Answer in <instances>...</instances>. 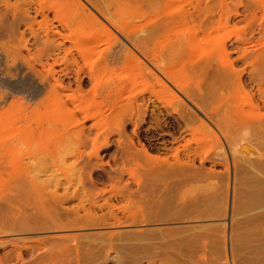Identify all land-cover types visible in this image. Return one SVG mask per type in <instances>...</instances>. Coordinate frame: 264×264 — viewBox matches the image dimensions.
I'll list each match as a JSON object with an SVG mask.
<instances>
[{
  "label": "bare ground",
  "instance_id": "bare-ground-1",
  "mask_svg": "<svg viewBox=\"0 0 264 264\" xmlns=\"http://www.w3.org/2000/svg\"><path fill=\"white\" fill-rule=\"evenodd\" d=\"M3 1H4L3 4H6L7 9L12 12V16H13L12 19L13 20H15V21H17V20L18 21H20V20L25 21L26 20L25 24L28 27V31H30L29 29L32 26V23L36 22L37 16H40L44 22L51 24L53 22L51 20L52 18L53 19H55L56 17L59 18V17H61L60 15H62L60 12L59 16L53 15L54 17H51V19H49L50 18V16L48 15L49 13H47V10H45L42 7L44 0H22V2H24V6L21 4L23 6V9L21 8L22 10L17 9V7H16L17 3H16V5H14V3L10 4V0H3ZM56 1H59L61 7L63 6L67 9H70L71 11L69 10V11H67V13L70 12L72 14V15H69L70 18L67 16L65 17V15H64L65 19L59 20L60 26L62 27V29H69L72 26L77 27V25H79L81 27V24H83L82 27L84 26V29H85V26L87 25L89 29H90V27H91V29L92 28H99V29L101 28V29H105L106 31H108L110 33L116 32V34H118L117 36L119 37V39L116 40L117 41V43H116L117 47L115 48L114 52H111L109 50L111 53L109 52V55L108 56L106 55L107 57L105 56L106 58H105V61L103 63V66H102L103 70H105L106 72L114 70V64L119 63V65H120V62H122L124 65L131 63L138 70V72L137 71L136 72L138 74H140L139 76H141V75L147 76L146 78L148 79V77H149V81L151 78V81L153 80L154 82H152L150 84L154 83L155 87L157 86V90H158V93L160 95L155 90L149 91L151 94H155V96H156L155 99L152 98L153 96H150V95L149 96L147 95L146 97L141 96L140 101H142V102L140 103L137 99H135V100L133 99L134 101H128L125 98L127 100V102H130V103H126V105L122 104L125 106L123 107V109L120 110V108H122L121 107L122 105L119 103V100H120V102H121V100H123L122 96H123V92H124L122 85H120V83L119 84H117V83H112V84L106 83L107 85L105 84L104 90L100 86L101 89L103 90L104 94L101 97V99L99 98L100 100L98 99L99 103H96V104H99L100 109L98 108L97 111H95L98 114L101 113V115L103 114V112L109 111V113L108 114L106 113V115H105L109 121L107 120V118L105 116H104V119H106L110 123L113 122V123H111V126L113 125L114 129L117 128L116 131L119 133V138H121V134H123V133L125 134L126 123L128 122L132 125V131L137 138V142H136V140H134L129 135H126L127 134L126 133L125 135H126L127 139L125 138V141L126 140L127 141H126V144L121 147V150L123 153H130L129 154L130 156L127 155L129 157L128 161H135L137 163H138V160H140V159H143L145 161L144 162L142 160L141 162L142 163L144 162L143 164L146 163V168L143 169L146 177H145V179H142L140 177L133 178V179H135L134 181H135L136 186H137V189H136L130 185L132 183H130L128 181V178H125L124 172L121 174L119 173V171H122V170L124 171L123 168H126L124 166L123 167L121 166L120 168H122V170H120V168H119V171L117 170L118 172L113 171V170L112 171L106 170L105 173H99V171L98 172L92 171L91 169H88V167H87V169L85 168L80 173V178L78 181V184H80V186H79L80 189H73L72 192L70 191V193H69L68 187H65V191H64L65 193L58 194L57 189L50 190L48 193L44 192L45 189L49 188L48 183L47 184L42 183L39 186V184L38 185L35 184L33 182V180L29 177V173L24 171L25 172L24 179H26V180L29 179V183H30V186H28L29 184L27 186H28V188L30 187L29 192L31 193L32 196L30 195L29 197H32V200L35 201V203H36V204L33 203L34 205H30V206H34V209L36 211V212H34L35 214L34 213L33 214L34 215H36V213H38V214L41 213V215L43 214L41 218H43L44 220L43 219L42 220L36 219L37 222L36 221L31 222L30 221L31 222L30 225L25 224V225L18 226V227L15 226L16 228L15 227L12 228L13 224H12V226H9L6 222H0V236L8 234V231H10V230L11 231H13V230H16V231H33L36 229H38V230L44 229L43 231H45V230H51L52 229V230H56V232H58L57 230H59V231H69V230L73 231L75 229H79V230H86L87 231V229L91 230V229H98V228H105V227L111 228L112 230L110 232L106 231L107 233L106 232L104 233V231H103V233L99 231L100 235L102 233L101 236L95 235L98 233H95L94 235L100 236V238L94 236L90 240H88V238H90L91 235L93 236V234L90 235V233H88L89 234L88 235L87 234L88 231L85 232L86 234L80 233L81 235L78 233L77 235L74 234L73 236H72V234L70 236H68V234H67V235H60V237H58L59 235H57L54 237L51 236V238H49V237L37 238L35 240H32L30 243L29 242H23L21 245L15 244L14 246H12L11 249H8L9 253H10V251L13 252L16 255V258L21 260L22 255L25 254L26 252H28V248L29 247L33 248V249H31L30 254H32V255L36 254V257L34 256L33 261L28 260L29 262L27 263V261H26V263L24 262V264H73V262L81 264L82 262H85L87 260L86 256H89V258L90 257L95 258V256H97V255L100 256V254H102L101 257H103V253H102L103 251L105 253L104 258L106 257V259H108V257L110 256L109 253L111 252L112 249L115 251V255H114V259H115L114 263L115 264H133V263L134 264H141V262L142 263L145 262L146 264H208L209 261H211L212 264H216L215 262H213V256L212 255L215 253V251L219 252L220 244L218 243V241L221 237L219 236L220 238H217V237L214 238L215 237V233H214L215 231H213V233L210 232L211 229H213L212 227L211 228L208 227V228H210V230L207 229V231H204V229L206 227L203 229V231L198 230L197 228L199 227V229H200V227H202V225H203L202 224L200 226L201 223L195 224L196 223L195 222L194 226L192 224V227H191V225H189V227H187V228H184V229L181 228L182 230L178 229L176 227H175V229L171 227L172 229H174V231H170L172 229H169L168 227H166L167 230H166V228H163V229H165L164 231L161 228L159 230H158V228L155 230L154 229L151 230L150 228L146 227L149 230L148 229L146 230V228H144L145 229L144 230L142 228V230H140V231L136 230V232H135L136 226H135L134 230H132V231L130 230L131 233H130V231L127 232V230H126V232L121 230L123 227L125 228V227H129V226H134L135 224L136 225L142 224L144 226V225L152 224V222H155V223L156 222L160 223L162 221L166 222L167 219H169V220L173 219L172 221H174V219H181V218L184 220L187 217L190 219L191 218L199 219V217H202V216H204V218L209 217V216H214V214H212V213H211L212 215H210V213H207L209 215H206V214L203 215L202 213H201V215H199L200 213L197 210H199L198 206L200 204L197 206L198 201L195 200V202L197 204L195 202L192 203L193 201H190V199L193 198L191 196L192 194L191 195L189 194L187 196V198L189 199V202L187 201L188 199H186V201L188 203L185 201L186 205L182 204L183 207H181L182 206L181 205L180 206L181 209L179 207L180 210H182V208H183V210H182L183 213H180L179 210H176L178 212V214H177L174 211V213H176V215H173V212H170V210H168V207H173V206H169V204H171V202L169 201L168 197L171 199L172 197H170V196H173L175 194V193H172L173 195L169 194L171 192L167 193L166 190H168V189L163 190L164 191L163 193L161 191L162 195L157 197L154 205H152L151 207H149V206L147 207L145 205L147 207L146 210H148V208H150L149 211L147 213H145V211L142 214L139 213L140 214L139 216L138 215L128 216V214L126 215V213L120 214L119 211H121V209L123 208L121 206L123 204L117 205V204H113L111 202V200L117 199L118 201L122 200L121 202H125L128 204L133 199L132 196L135 197L136 195H138V192L141 191V190L139 191L138 189H142L143 186L146 188L147 185H148V187L149 186L151 187V184H154L155 181L159 182L160 186L162 185L163 187L164 186L170 187L171 186L170 184L174 185V183H175V185L176 184L180 185L181 183H183V184L186 183V184L191 185V184H196L198 182L203 183L205 181H208L207 184L204 183V184H206L205 186H203L204 184L202 185V189H205L208 191V193L205 194L204 196H206L207 199L209 198L208 200L212 201L215 204V207H216L215 213H217L216 216L220 215V217H221V215H223V216H225L223 220H225V222L227 220V222H228L227 224L229 225V232H228L229 234L226 232L228 234V236L226 237V238H228V242L227 241L226 242L228 243L227 244L228 245L227 251L229 252V257L231 259L232 264H234V260L237 257V256H235L234 253H236V251L238 249L239 250L241 248L244 249V244H246V242L248 244L250 240L255 242V243L249 244L248 247H250L251 250L248 251V248L246 247L247 250L245 249V251L247 253H251L252 256L248 257V255H247L248 258L245 257L246 255L243 256V258H244L243 263L241 262V258H242L241 255H240L241 258L238 257L237 260H239L241 264L247 263L246 260H248V259H250V260H248L249 264H264V48H261V47L258 48V46H257V45H260L261 40L259 41V39H257L260 42L259 44L256 43L257 45L255 43L252 44V41L250 40L249 37H247L245 30L237 38H235L236 40L233 39V41L232 40L226 41L227 38H225V41H222L223 40L222 39L221 40L222 42H220V40H219L218 43H222V44L221 45L219 44L220 48L219 49L217 48V49L221 50L225 54L224 55L221 52L222 55H224L223 57H226L228 59L227 60L225 59L223 62L222 61L221 62H214V60L210 56L211 54L207 57L200 58L201 61L198 60L195 63L193 62L192 64H190V68L192 70V72L190 70V74L192 77L189 76L190 74L189 75L187 74V77L189 76V78L187 80L186 77H185V79L182 76L180 77L176 73L175 69H174L175 70V72H174L173 67L171 65L173 62V59L174 58H175L174 60H176V58L178 59L180 54H181L182 58L184 56L186 57V55H185L186 51L185 50H187V49H185V48H186V46L188 47L190 45L189 42L192 39L193 40L195 38L199 39L200 36H202V34L206 36V34L208 35V33H209V35H210V32L212 33V31H214V33H215L219 28L224 27L226 25V23L229 21L230 16H231V14H229V13H231V11L233 12V9L230 12H229V10H227L228 9L227 5L230 4L229 2H228V4L226 3L227 0L226 1L225 0H219L220 5L219 6H216L217 4L215 5L216 7H219L218 10H214L215 7L212 4L211 5L214 8L211 7V5L209 6L210 2L204 1V0H194L193 3L191 2L192 1L191 0L190 1L191 5H189V6L187 5L188 7H183L182 6L183 2H182V0H180L181 1L180 5L181 4L182 5L180 6L178 3L177 6L179 5L178 6L179 8L176 6V4L174 5L173 8L168 7L169 6L168 4H171L173 2L176 3V1L179 2V0H146V2L147 1L148 2L153 1L154 3L153 2L152 3L155 5H156V3H158L156 6L154 5L155 7H158L159 3H161V4L165 5V7L161 5L163 7L161 9L162 10L166 9V10L161 13L157 9V11H159V13L157 12V15L158 14L159 15L155 19L149 18L148 20H146V23L143 21H142L143 23H139V24L137 23L139 27L137 26L136 23H133L134 21L133 22L130 21V23L132 22L131 24H136L137 27L136 26L132 27V25H129L128 17L126 16L128 13L131 15L130 3L135 2V4H136V3H138V2H136L138 0H56ZM186 1H188V3H189V0H186ZM209 1H211V0H209ZM15 2H17V1H15ZM141 2H144V0ZM216 2H218V0ZM224 2H225V4H224ZM56 3H58V2H56ZM0 4H2V3H0ZM135 4L133 3V5H135ZM140 4H142V3H140ZM147 4L144 3V5H142V7L145 6V7L149 8L148 6H146ZM153 4H151L150 6H153ZM17 6L19 7V5H17ZM171 6H172V4H171ZM175 6L177 8H175ZM152 8L154 9V7H152ZM149 9H151V8H149ZM146 10H148V9H146ZM214 11H216V12L214 13ZM4 12H6V10ZM30 13H33V14L30 15ZM129 14H128V16H129ZM215 14H217V16H218V17L216 16V19H215ZM242 14L243 13H239L235 9L234 15L239 16ZM134 15H136V14L133 13L134 18L136 16H138V15H136V16H134ZM143 15H142V17L144 18L145 16H143ZM129 17H131V16H129ZM153 17H155V16H153ZM244 17H245V15L243 16V18ZM4 19L6 20V18H4ZM5 20H3L0 17V22L3 23V21H5ZM50 20H51V22H50ZM144 20H145V18H144ZM261 20L259 21V23L261 22ZM140 21H141V17H140ZM57 23H59V22H57ZM75 24H77V25H75ZM3 25H4V23H3ZM181 25L182 26L184 25V27L187 25V27H185L187 29H188V27H190L189 31L187 33L186 32L180 33L179 32L180 29L178 27ZM262 25L264 26V24H262ZM55 26H58V25L55 24L54 27ZM176 26H178V27H176ZM244 26L245 25L243 24V28H245ZM258 26H260V25H258ZM263 26H260V27L264 28ZM80 27L78 29H80ZM82 27H81V29H82ZM175 27L178 28V30L176 29L177 31L174 30V31H176L175 35L177 34V32L179 34H177L174 37V39L169 43L168 42L165 43L166 41L162 42V40L160 38L162 36H165L167 33H169L168 32L169 30H171L172 28H175ZM184 27H182V28H184ZM231 27L232 26H230V28ZM51 28H49L48 26L46 27V30H45V27L43 28L46 31L45 35L43 34V36H45L46 39H48L47 42L48 41L49 42L46 44L47 48L44 45L43 49L44 48L45 49L42 51L46 50L47 54L49 55V53L51 51L55 52V50H53L51 48H53V46L54 47L56 46L55 48L57 50L55 53H53L54 58H52V59L54 60V64L59 65V63L61 61L62 65L59 66V69L57 71L54 70L53 66H51L54 64H50V66H51L50 68L48 65V68L50 70L47 69V73L48 72L51 73V77L53 80V82L51 83L52 88L49 85L51 90L49 89L48 92H51V95H53V93H57L59 98H62L61 95H59L61 93L60 91H62V94H63V90H68V89L72 88V84H75L76 87L79 89V91L83 90V87L88 83V81L86 80L87 77L85 78V76H88L89 79L90 78L93 79L92 85H94V86H91V85L90 86L88 85V86L91 87L92 89H94L95 88L94 83H97L99 81L98 80L99 78L96 79L94 76V73H96V71L93 69L89 70V68H88V70H86L85 69L86 67L79 64V61H78L79 59L77 60L76 57L74 56L71 46H67V44H65V39L67 38V36L65 34H62V32H60L59 30H57V27H56V30L51 29ZM243 28L240 29V32H241V30H243ZM89 29H88V31H89ZM96 30H98V29H96ZM96 30H95V32H96ZM258 30H261V32L262 31L264 32L263 29L258 28ZM258 30H257V32H258ZM83 32H84V30H83ZM93 32H94V29H93ZM93 32L91 33L92 35H94ZM31 33L33 34L34 32L31 31ZM50 33H52V34H50ZM23 36H24V34H23ZM56 37L61 39V40H57ZM69 37H71V36H68V38ZM111 37H112V35H111ZM166 38H168V37H166ZM258 38H259V36H258ZM43 39H44V37H43ZM46 39H45V41H46ZM203 39L201 38L202 42H203ZM18 41L20 42L21 39ZM24 41H26V40H24ZM50 41H52V44L54 42H57V41L58 42H57V44L55 43L56 45L53 44L50 47V45H49V44H51ZM80 41H81V39L79 40L80 44L78 43L77 46L82 47L83 44H84V46H86L85 45L86 43L85 42L83 43V40H82V42H80ZM217 41L215 40L216 44H217ZM198 42H201V41H198ZM73 43H75V42H73ZM76 43H75V45H76ZM213 43H212L213 46L216 45ZM81 44H82V46H81ZM26 47H27V45H26ZM214 47L216 49V46H214ZM190 48H191V46H190ZM190 48H189V50H190ZM195 48H196V46H195ZM83 49H85V47ZM78 50L80 51L81 48H79ZM212 50H214V48ZM14 51H16V49ZM12 52H13V50H12ZM84 52H87V51H84ZM84 52H82V53H84ZM82 53H81V55H82ZM183 53H184V55H183ZM187 53H188V51H187ZM11 54H13V53H11ZM17 54H18V51H17ZM189 54L191 55L192 53L190 52ZM50 55H51V53H50ZM190 55L188 57H190ZM212 55H213V53H212ZM170 56H172V57H170ZM230 56H233V57L231 58ZM86 57H88L87 54H86ZM169 57L171 59H169ZM192 58H193V55H192ZM186 59H189V58H186ZM229 59H232V60H229ZM170 60H172V61L170 62ZM190 60H191V58H190ZM22 61H23V59H22ZM84 61H85V59H84ZM178 61L181 63L182 60L181 61L178 60ZM225 61H227V62H225ZM175 63H176V61H175ZM174 65L176 67V64H174ZM185 65H187V63ZM236 65L237 66L242 65V66L241 67L239 66L240 68H238V67H236ZM100 66H101V64H100ZM177 66H178V64H177ZM185 67L186 66H184L183 69H186ZM188 67H189V65H188ZM44 68H46V67L44 66ZM127 68H128V65H127ZM179 68L181 69L182 67H179ZM121 70H123V69H121ZM54 73H56V74H54ZM58 73H74V76H73L72 80H69L65 83L64 79L62 78L63 75L60 74L61 76H55ZM85 73H90V74L86 75ZM178 73H179V71H178ZM48 74H47V76H48ZM184 76H185V74H184ZM34 77H35V75H34ZM96 77H98V76H96ZM47 78H46V80H47ZM134 78H135V76H134ZM94 79L98 80V81L94 82ZM107 79H108V77H107ZM143 79H141V80H143ZM48 80H50V79H48ZM129 81H131V79ZM149 81H148V83H149ZM48 83H49V81H48ZM126 84H128V82ZM98 85H100V84H98ZM154 85H153V87H154ZM246 87L247 88L249 87L248 91L245 90ZM44 88H47V87H44ZM154 89H156V88H154ZM125 90H127V89H125ZM129 91H131V90H129ZM154 91H155V93H154ZM81 92H83V91H81ZM86 92H87V90H86ZM69 93H71V91L70 92L67 91V95H66L69 98V102L71 100L72 104L76 105L77 101H75L74 98H72L75 95L73 96L72 94H69ZM83 93H81L82 96H83ZM241 93H242V95H241ZM121 94H122V96H121ZM125 94H126V92H125ZM125 94H124V96H125ZM245 94H247V96H248V99L245 98L248 101L247 102L248 107L245 104H244L245 106L243 104H241V99H242L241 97H244L243 95H245ZM58 96H56V97H58ZM129 96L130 95H128L127 97H129ZM167 96L170 97V99H169L170 101L165 100V98H167ZM65 100H66V98L63 100L64 104L66 103ZM243 102L244 101L242 100V103ZM118 105L120 108L118 107ZM12 106H14V105H12ZM96 106H98V105H96ZM168 106H171L170 109L168 108ZM101 108H104V111H102ZM69 111L71 112L70 115H72V113L74 112V110H72L70 108H69ZM81 111H82L81 114H83L82 116H84V120L80 121L79 120L80 118H78L76 116V111H75L73 113L74 120L72 121L74 124L71 123L72 124V126L70 125L71 127L65 126L66 127L65 128V134H66V136L68 134H69V136L71 134L75 135L77 141H79L81 143L85 142V140H88L89 138L92 140L90 142L97 143L98 138H99V134H96V136L90 137L92 131H90V129L87 130L88 126L86 127V125H85V123H86L85 121L88 118H91V117L95 118L94 112L90 113L88 110H81ZM155 111H156V114L154 113ZM146 114L148 115V118H150V119L153 118L155 120L154 125H152V127L154 126L153 129L152 128H144V129L142 128L143 127L142 124H143L144 120H146V118H147ZM163 115L164 116L166 115L167 117L162 118L161 116H163ZM96 116H98V115H96ZM152 116H154V117H152ZM101 118H100V120H101ZM168 118H170V119L167 120ZM96 120H99V119H96ZM107 121H106V123H107L106 126L109 127L110 125L108 126ZM102 122H105V121L103 120ZM58 123H59V121H58ZM98 123H99V121H98ZM98 123H95L94 125L96 126V125H98ZM56 125L60 126V124H56ZM104 126L105 125H103L102 127H104ZM148 126L150 127L149 124H148ZM112 127H110V129L113 130ZM96 128L100 129L99 127H96ZM43 129L46 131L47 128L43 127ZM98 129H96V131H98ZM170 129H172V131ZM44 130H42V131H44ZM92 130H94V129H92ZM168 130H170L171 132H169ZM101 131H103V130H101ZM109 133L107 132L106 134H103L104 136H102V137L104 139L101 138L104 141L103 144L105 147L110 146V134L111 133L110 134ZM124 134L122 135V138H123ZM197 134H202V136L205 137V138L203 137L205 139V141L208 140V139H206V135L209 136L207 138H210L211 140L215 139V142H217V143H215L213 140L212 141L216 144V147H217L216 150L217 151L215 152V154L213 156L210 157V159H212L211 162H213V164H220L224 168L223 171L216 172L214 169H209L208 171L204 170L205 169V168L203 169V166L205 163L204 161L208 160V157H206V156L200 158V165L199 166L195 165L194 156H193V155H195L194 154L195 151L191 150L192 149L191 140L192 141L195 140L197 138L196 137ZM166 136H168L170 138V140L168 138H166ZM187 136L188 137L191 136V139H189L190 137L188 138ZM13 137H11V139H13ZM16 138H18V136ZM200 138L201 139H199V141L203 140L202 137H200ZM9 139L10 138H8L7 140H9ZM121 141H123V140H121ZM121 141H120V145H123ZM199 141H198V143H199ZM11 142H12V140H11ZM115 142H117V141H115ZM6 143H7V141H6ZM136 143H139L140 147H138ZM168 143H171L173 146L172 145H171L172 147L168 146L169 145ZM198 143H196V144H198ZM9 145H8L9 146L8 147V146H6L5 143L0 144V168L3 166L5 167L6 165L8 166V164H11L10 161L12 162V164H13V162L17 163V161L10 160L11 158L9 156V153H11V152H8V151L11 150L12 146H11V144H9ZM174 145H176V146H174ZM179 146H181L182 149L184 150L182 155L179 152L180 151ZM94 147H96V145L93 146V149H94ZM9 148H10V150H9ZM100 148L101 147H99L98 149H100ZM95 151L98 152L99 150H95ZM151 151L159 152L162 155L152 156ZM91 155H92V153H91ZM93 155H94V153H93ZM170 155L173 156V160L170 159ZM95 156H98V154H95ZM200 156H198V157H200ZM8 159H9V161H8ZM97 159H99V158H97ZM101 160L99 159L97 161V163ZM88 162H90V164H92L91 160H89ZM121 162L123 165L126 163V161H123V160ZM20 164H21V160H20L19 165ZM22 164L25 165V162L24 163L22 162ZM22 164L20 166H22V169H24L23 168L24 166ZM86 164H88V166H89V163H86ZM115 165H117V164H115ZM125 166H126V164H125ZM113 168H115V167H113ZM128 169L129 168H127V170ZM128 174H130V171ZM93 175H96L100 178H102V177L107 178L108 182H110L108 185L109 187H107V185L98 186V184L92 180ZM150 175H152L154 177H151ZM96 176H95V178H96ZM148 176H150L151 178H148ZM84 178L90 179L89 180L90 183L87 182V180ZM212 180H214V181H212ZM19 181H21V180H18V182ZM14 185H16V184H14ZM14 185L8 186L9 188L7 190L10 193H12L11 188H13ZM25 185H26V183H25ZM119 185L122 187L121 189L118 187ZM189 185H187V186H189ZM14 188H15V186H14ZM14 188H13V190H14ZM16 188H18V187H16ZM19 189L22 190L23 188L22 189L19 188ZM143 189H142V191H143ZM156 189H158V188H156ZM202 189H201V192L203 191ZM23 190L25 191V189H23ZM8 191H6L0 195V199H2V201L4 202V204H2L1 209L3 210V208L6 207L5 205L7 202V204H8V206L6 208L7 212H10V215L13 217V219H17L18 216L21 215L23 208L20 209V207H19L20 204L17 205L19 202L17 204L15 203L19 199L15 202H14V200L16 198L14 200L11 199L12 196H9L10 193ZM136 192H137V194H135ZM185 192H188V191H185ZM26 193H28L27 190H26ZM12 194L14 195V193H12ZM16 194H17V192H16ZM193 194H194L193 196L195 197V193H193ZM203 194L204 193H202V195H200V193L198 194V192H197L196 196L198 197V195H199L198 198H200V196L202 197ZM18 195H20V194L18 193ZM28 195H29V193H28ZM184 195L182 196V198H184ZM8 196L10 198H8ZM141 197L143 198V196H141ZM197 197H195V198L197 199ZM21 198H23V197L21 196ZM71 198H75L77 200L76 204L75 205H70V204L66 205L69 202L68 200L69 199L71 200ZM179 198H181L180 195H179ZM185 198H186V196H185ZM167 199L169 202L168 205L165 203V201H167ZM194 199H191V200H194ZM24 200H27V199L25 198ZM28 200H29V202L31 201V199H28ZM135 200L137 201L139 199H135ZM179 201H181V200H179ZM20 202H23V201H20ZM147 202H148V200H147ZM173 202L174 201H172V203ZM240 202L242 203V205L246 209L243 207L244 210H243V208L241 210V208L239 207V206L242 207V205L239 204ZM175 203H177V202H175ZM31 204H32V202H31ZM127 204H124L123 206H125ZM145 204H146V200H145ZM171 205H173V204H171ZM194 205L197 206L196 210L193 209ZM103 206H105V207H103ZM132 206H134V205H132ZM9 207H10V209H8ZM207 207H209V206H207ZM24 208H26V207H24ZM28 209H30V208H28ZM28 209L26 208V210L24 212H27ZM143 209H145V208H143ZM201 209H203V208H201ZM214 210L215 209L212 208V211H214ZM32 211H34V210H32ZM167 211H169V213H171L172 215H170V214L167 215L168 214ZM195 211L198 213H196ZM29 212H31V211H28V213ZM28 213H27V216L30 215V213L29 214ZM7 214H5V215H7ZM41 215H39V216H41ZM218 216H217V219H218ZM35 217H37V215ZM1 218H2V216H0V219ZM32 218H33V216H32ZM249 218H253L255 220V222L257 223V231L254 234L255 238L252 237V239H249V240H245V239L242 240L238 237L239 243L236 242V244H234L235 242L233 239H235V238H233V237L236 235L234 233V231L236 232L235 227L237 225H243L244 220L249 219ZM2 219L5 220L4 218H2ZM2 219H1V221H2ZM18 221H19V219L17 220V222ZM167 222H169V221H167ZM10 223H11V220H10ZM213 224H215V223L213 222ZM16 225H18V224H16ZM210 225L211 224H209L207 226H210ZM205 226H206V224H205ZM214 226L217 227L216 224ZM119 228H121L120 231L118 230ZM176 229H178V231ZM215 230H216V228H215ZM221 231H222V229H221ZM237 234H239V233H237ZM241 234H245V233L243 232V233H240V235ZM216 236H218V235H216ZM81 238L82 239L84 238L86 240L82 241ZM25 239H27V238L25 237ZM79 240H81V241H79ZM7 241L8 240L4 241L1 238L0 239V246L3 245L4 243H6ZM9 241H11V240H9ZM221 241H224V240H222V238H221ZM235 241H236V239H235ZM69 242H71V243H69ZM217 244L219 245V248H218ZM200 247H202L203 250H206L204 252V254L205 253L208 254L209 261L206 258L207 256H203L204 254L202 255V257L198 256L199 254L197 255L198 248H200ZM235 249H237V250H235ZM200 250H201V248H200ZM4 252H5V254H7V250ZM222 252H224V251H222ZM237 252L239 253V251H237ZM1 254H3V253H1ZM211 256H212V259H211ZM3 259H4V256L0 255V261H3ZM31 259L32 258H30V260ZM214 261H216V260H214ZM16 262H18V261H16ZM95 262H97V261H95Z\"/></svg>",
  "mask_w": 264,
  "mask_h": 264
},
{
  "label": "rangeland",
  "instance_id": "rangeland-1",
  "mask_svg": "<svg viewBox=\"0 0 264 264\" xmlns=\"http://www.w3.org/2000/svg\"><path fill=\"white\" fill-rule=\"evenodd\" d=\"M15 1H17V2H15ZM141 1H143V0L136 1L139 4L138 3L135 4V2H131L130 3V12H131V15L129 13L128 14L132 18L129 17L128 14L126 16L128 17V23H129V25H132V27L133 26H136L137 23L138 24L139 23H143V22L146 23V20H148L149 18L150 19H152V18L155 19L159 15V14L157 15V12L159 13V11H160L162 13L163 11L166 10V9L165 10H162L161 9V8H163L162 6L165 7V5H163L161 3H159V6L158 7H155L158 3L155 2L156 3V5H155V4H153L154 3L153 1H152L153 3L151 1H149L150 3L148 1L146 2V0H144V2H141ZM185 1L186 0H182V2H183L182 4L183 5L182 4L181 5L183 7H188L189 5H191L190 4L191 2L193 3L194 0H192V1L189 0V3H188V1H186V2ZM204 1L210 2L209 3V6L212 4L215 7L214 10H218L219 9V7H216V6H219L220 5L219 0H218V2H216L217 0H211V1L204 0ZM56 2L59 3V1H56V0H44L42 7L45 10H47V13H49L48 14L50 16L49 19H51V17H54L55 15L56 16H59L60 12L62 14V15H60L61 17H59V18L56 17L55 19L52 18L51 20L53 22L50 24V23L44 22L40 16H37L36 22H33L35 25L32 23V26L29 29L30 31H28V27L25 24L26 20L25 21L24 20H20L21 22L18 21V20L17 21L13 20L12 19V17H13L12 16V12L7 9L6 4H3L4 1L3 0H0V3H2V4H0V17L3 20H5L4 18H6V20L3 21V23H4L5 26L3 25L2 22H0V144L1 143H5L6 146H8L9 144H11V146H12L11 147V150L9 148L10 151H8V152H11V153H9V156H10L11 159L10 158L9 159L12 160V161H17V163H14L13 162V164L10 161L11 164H8V166L5 164L6 165L5 167L3 166V167L0 168V195L2 193H4V192L8 191L7 190L9 188L8 186H12V185L16 184V185H14L15 188L13 186L14 190H13V188L10 187L12 189L11 192L14 193L15 196L12 193H10L9 191L8 192L10 194L8 192L7 193L9 194V196H12L11 199L14 200L16 198L14 200V202L17 201L18 199L20 201H23V202H20L18 200L15 203L17 204L19 202L17 205L20 204L19 207H20V209L23 208L22 209V213L24 214L23 215L21 213V215H19L17 219H13V217L10 215V212H7V209H6L7 206H8L7 202H6V205H5L6 207L3 208V210L1 209L2 204H4V202L2 201V199H0V201H1L0 202V209L2 210V211L0 210V216H2V218L5 219V220H3L1 218L2 221L0 219V222H6L9 226H12V224H13V227L12 228H14L15 226L18 227V226H22V225H25V224L30 225L31 222H33V221L34 222L35 221L37 222V220H39V219L42 220L43 219V218H41L42 215H43V214L41 215V213L40 214L36 213L37 217H35L36 215H34L35 214L34 212H36V211L34 209V206H30V205H34L36 203H35V201L32 200V197H29L31 195V193L29 192V188L30 187L28 188V186H30V183H29V179H27V180L24 179V176H25V172L24 171H26L27 173H29V177L33 180V182L35 184H37V185L39 184V186H40L42 183H45V184L48 183L49 188L48 189H45L44 192L48 193L50 190L57 189L58 190L57 191L58 194L65 193L64 192L65 191V187H68L69 193H70V191L72 192L73 189H80V187H79L80 184H78V181H79V178H80V173L85 168L87 169V167H88V169H91L92 171H96V172L99 171V173H105L106 170L107 171H109V170L110 171H112V170L113 171H117V170L119 171V168L121 166L122 167L124 166V167H126V168H123L124 171L122 170V168H120V170H122V171H119V173L121 174V173L124 172L125 173L124 174L125 175V178H128V181L130 183H132L130 185L133 188H136V189H137V186H136V183L134 181L135 179H133V178L140 177L142 179H145V177H146V175L144 174V171H143V169L146 168V163L143 164L145 161L143 159L138 160V163L135 162V161H128L129 157L127 155H129L130 153H123L122 150H121V147L126 144V141H127V140L125 141L126 135H129L130 137H132L137 142V138H136V136L134 135V133L132 131V125L127 122L126 123V129H125V134L126 133L127 134L125 135L123 133L124 134L123 138H122V135L123 134H121V138H119V133L116 131L117 130V128H116L117 126L115 127L116 129H114V126L113 125H112L113 127L111 126V123H113V122H111V123L108 122L109 120L105 116L106 113L107 114L109 113V111L103 112L102 115H101V113L98 114L95 111H97V109L99 108V104H96V103H99V100L103 96V94H104L103 90H104V86H105L106 83H108V84H112V83L119 84L120 83V85H122V88H123L124 92H123V96L121 94V96L123 97L122 98L123 100H121V102L119 100V103L121 105L122 104H125L126 105V103H130V102H127V100L128 101H134L135 99H137L141 103L142 102V101H140L141 100V96L146 97L147 95L148 96L150 95V96H153L152 98L155 99V97H156L155 94H151L149 91L155 90L158 93L157 86L155 87L154 83L153 84H150V83L154 82L153 80L151 81V78H150V81H149V77L147 79L146 78L147 76H143V75L139 76L140 74L137 73L138 70L131 63H128L127 64L128 65V68H127V65H124L122 62H120V65H119V63L114 64V70H111V71H108V72H106L105 70H103L102 66H103V63L105 61V58L109 55V52L110 51L111 52H114L115 51V48L117 47V44H116L117 41L116 40L119 39V37L117 36L118 34H116V32H112L111 31L113 33L112 34V33L108 32V31H106L105 29H101V28L100 29L99 28H92L91 29V27H90V29L92 30L91 31L88 28L87 25L85 26V29H84V26L82 27L83 24H81L82 29L77 24H75V25H77V27L76 26L75 27L72 26V27H70L71 29L69 28L70 30L69 29H62V27L60 26V21L59 20L60 19H65L66 16L70 18L69 15H72V14L70 12L67 13V11H69L70 9H67V8H65L63 6H62L63 7L62 8L61 5H60V3L58 4ZM228 2L230 4H228ZM13 3H14V5H16V3H17V5H19V7L21 6L19 8L16 5L17 9H19V10H22L23 9L24 2H22V0H10V4H13ZM133 3L135 5H133ZM140 3H142V4H140ZM144 3H146V4L148 3L146 6H148L151 9H149V8H147L145 6L142 7V5H144ZM178 3L180 5L181 1L180 0H179V2L176 1V3L173 2V3H171L172 6H171V4H168L169 6L168 5L167 6L170 7V8H173L174 5L176 4V6H177ZM226 3L228 4L227 5V8H228L227 10H229V12L233 9V12L232 11H231V13L228 12L229 14H231L230 19H229L230 22L228 21L227 22L228 24L226 23V25L224 27L219 28L220 30L218 29L215 33H214V31H212V33L210 32V35L208 33V35L206 34V36L203 35V34H202V36H200L201 35L200 34L199 35L200 38L198 37L199 39H197V38H195L194 40L192 39L191 40L192 42L191 41L189 42L190 45L188 44L189 45L188 46L189 48L191 46L190 50H189V48L187 46L185 48V49H187V50H185L186 51L185 52L186 53L185 54L186 57L184 56L182 58V56L180 54L181 57L179 56V58L178 59L176 58V60H174L175 58L173 59V62H172L171 65L173 67V70L175 69L176 70V73L180 77L182 76L184 79L186 77L187 80H188L189 76L192 77L191 74H190V70H191L190 64H192L193 62L195 63L198 60L201 61L200 58L207 57L210 54H211L210 56L212 57V59L214 60V62H221V61L223 62L225 59L227 60L228 58L223 57L225 54L221 50H218L220 48L219 44L220 45L222 44V43H218L219 40H220V42L225 41V38H227L226 41H229V40H232L233 41V39L236 40L235 38H237L242 32H244V30L246 31L245 33H246L247 37H249L250 40L252 41V44L253 43L259 44L261 42L260 45H257V44L256 45L258 46V48L259 47L264 48V32L263 31L261 32V30H258V28L264 30V28L260 27V26H263L262 24H264V0H227ZM151 4H153V6H150ZM224 4H225V2H224ZM212 5H211V7H213ZM176 6H175V8L178 7V6L177 7ZM152 7H154V9ZM146 9H148L149 11L146 10ZM157 9L159 11H157ZM235 9L239 13H243V14L242 15H239V16L234 15ZM5 10H6V12H4ZM215 12L216 11H214V13ZM133 13L136 14V15H138V16L134 15V16H136L134 18L133 17ZM31 14H33V13H30V15ZM64 15H65V17H64ZM142 15L145 16L144 17L145 20L142 17ZM244 15H245V17L243 18ZM139 16L141 17V21H140V17ZM153 16H155V17H153ZM216 16H217V14H215V19H216ZM259 19L260 20L262 19L260 23H259V21H260ZM51 20H50V22H51ZM130 21H132V22L134 21L133 23H136V24H131L132 22L130 23ZM57 22H59V23H57ZM55 24L58 25V26H55L54 27ZM138 24H137V26H138ZM243 24L245 25L244 26L245 28H243ZM229 25L232 26V27L230 28ZM258 25H260V26H258ZM47 26L49 28L52 27L51 29H55V30H56V27H57V30H59L60 32H62V34H65L67 36V38L65 39V44H67V46H71L74 56L76 57L77 60L79 59L78 60L79 61V64H81L82 66L86 67L85 68L86 70H88V68H89V70L93 69V70L96 71V73H94V76H95L96 79L99 78L98 79L99 81L94 79V82L98 81L97 83H94L95 84V88L94 89H92L91 87H89L90 85L91 86H94V85H92L93 84L92 83L93 82V79L92 78L89 79L88 76H85V78L87 77L86 80L88 81V83L83 87V90H80L79 91V89L76 87V85L75 84H72V88H70L68 90H63V94H62V91H60L61 93L59 95H61L62 98H59V96H58L57 93H53V95H54L53 96V95H51V92H48L49 89H50V87L52 88L51 83L53 82V80H52V77H51V73L48 72L50 75L47 73V69H49L51 66H53L54 67V70L57 71L59 69V66L62 65V62L60 61L59 65L58 64H54V60L52 59V58H54L53 53H55L56 50H57L55 48L56 46L55 47L53 46V48H51V49L55 50V52L50 50L51 51L50 52L51 55H50V53L48 55L47 52H46V50L45 51H42V50L45 49V48L43 49L44 45L46 47V44L49 42V41L47 42L48 39H46V37L43 36V34L45 35V32H46L45 30H46V27ZM181 26H179V27L176 26V27H178L180 29L179 30L180 33L181 32H184V33L186 32L187 33L189 31V28L190 27H188V29L185 28V27H187V25L185 27H184V25L182 26L185 29L182 28ZM44 27H45V30L43 29ZM79 27H80V29H78ZM176 27L175 28H172L171 30H169L168 31L169 33H167L168 35L166 34L167 36L165 35V36H162L160 38L162 40V42L166 41L165 43H167V42L169 43V42H171L174 39V37L177 34H179L177 32V34L175 35V32L178 30V28H176ZM242 28H243V30H241V32H240V29H242ZM88 29H89V31H88ZM93 29H94V32H93ZM96 29H98V30H96ZM83 30H84V32H83ZM95 30H96V32H95ZM174 30H176V31H174ZM257 30H258V32H257ZM31 31L34 32L33 33L34 35L31 33ZM92 32H93L94 35L91 34ZM23 34H24V36H23ZM50 34H52V33H50ZM111 35H112V37H111ZM68 36H71V37L68 38ZM258 36H259V38H258ZM43 37H44V39H43ZM166 37H168V38H166ZM19 38L21 39L22 42L21 41L20 42L18 41V40H20ZM201 38L202 39L204 38L205 40L203 39V42H202ZM45 39H46V41H45ZM80 39H81L80 42H82V40H83V43L84 42L86 43L85 44L86 46H84L83 43H82L83 46L81 44V46L83 48L85 47V49H83L82 47L77 46ZM257 39H259V41L260 40L261 41L259 42ZM24 40H26V41H24ZM57 40H61V39L57 38ZM215 40L216 41L218 40L217 41V44H216ZM198 41H201L202 43L201 42H198ZM50 42H51V44H49V45L51 47L53 44L56 45L58 41L57 42H54L53 44H52V41H50ZM73 42H75V43L77 42L76 45ZM212 43L213 44H216V45H214V46H216V49L212 45ZM26 45H27L28 48L26 47ZM195 46H196V48H195ZM78 47L81 48L80 51L78 50L79 49ZM14 48L16 49V51H14L15 50ZM213 48H214V50H212ZM12 50H13V52H12ZM83 50L84 51H87V52H84ZM209 50L210 51L212 50V51L210 52ZM17 51H18V54H17ZM187 51H188V53H187ZM82 52H84V53H82ZM190 52L192 53L191 55L189 54ZM221 52L224 55H222ZM11 53H13V54H11ZM81 53H82L83 56L81 55ZM85 53L87 54L88 57H86V54ZM212 53H213V55H212ZM183 55H184V53H183ZM189 55H190V57H188ZM192 55H193V58L194 59L192 58ZM170 57H172V56H170ZM170 57H169V59H171ZM230 57L232 58L233 56H230ZM186 58H189V59H186ZM190 58H191V60H190ZM22 59H23V61H22ZM84 59H85L86 62L84 61ZM178 60H180V61L182 60L181 63ZM229 60H232V59H229ZM171 61L172 60H170V62ZM175 61H176V63H175ZM225 62H227V61H225ZM186 63H187V65H185ZM50 64H54V65H51L50 66ZM100 64H101V66H100ZM174 64H176V67H175ZM177 64H178V66H177ZM48 65H49V68H48ZM188 65H189V67H188ZM44 66L46 68H44ZM184 66H186L185 67L186 69H183ZM239 66L241 67L242 65H238V66L236 65V67L240 68ZM179 67H182V68L180 69ZM121 69H123V70H121ZM175 70H174V72H175ZM177 70L179 71L180 74L178 73ZM191 72H192V70H191ZM47 74H48V76H47ZM54 74H56V73H54ZM60 74L63 75L62 78L64 79L65 83L67 81H69V80H72V78L74 76V73H58L55 76H61ZM85 74L87 75V74H90V73H85ZM184 74H185V76H184ZM187 74L188 75L190 74V75L187 77ZM34 75H35V77H34ZM96 76H98V77H96ZM134 76H135V78H134ZM107 77H108L109 80L107 79ZM46 78H47V80H46ZM48 79H50V80H48ZM130 79H131V81H129ZM141 79H143V80H141ZM147 80L149 81V83H148ZM48 81H49V83H48ZM127 82H128V84H126ZM98 84H100V85H98ZM49 85H50V87H49ZM153 85H154V87H153ZM43 86L44 87H47V88H44ZM100 86L103 88V90L101 89ZM154 88H156V89H154ZM125 89H127V90H125ZM248 89H249V87L248 88L247 87L245 88L246 91H248ZM69 90L71 91V93H69V94H72L73 96L75 95L72 98H74V100L77 101L76 105L75 104L73 105L71 100L69 102V98L66 96L67 95V91L70 92ZM86 90H87V92H86ZM129 90H131V91H129ZM81 91H83L84 93L81 92ZM155 91H154V93H155ZM125 92H126V94H125ZM81 93H83V96H82ZM242 93H241V95H242ZM124 94H125V96H124ZM128 95H130V96L127 97ZM56 96H58V97H56ZM243 96L244 97H241L242 98L241 99V104H243V105L245 104L247 106V102L248 101L246 99H248V96H247V94H245ZM63 98L64 99L66 98V100H65L66 103L65 104L63 103V100H64ZM169 99H170V97H168V96H167V98H165V100H169ZM242 100L244 101L243 103H242ZM12 105H14V106H12ZM96 105H98V106H96ZM119 105H118V107H119ZM125 105H122L121 106L122 108L119 107L120 110L123 109V107ZM170 107L171 106H168L169 109H170ZM69 108L72 109V110H74V112L76 111V116L78 118H80L79 119L80 121L81 120H84V116H82L83 114H81V112H82L81 110H88L90 113H93L94 112L95 118L94 117L88 118L85 121L86 122L85 125H86V127L88 126L87 127V130L90 129V131H92L90 137L96 136V134H99V138H98V142L97 143L90 142V141H92L90 138L88 140H85V142L81 143V142L77 141L75 135H72L71 134L69 136V134H68L66 136V134H65V128L66 127L65 126L71 127L72 124H74L72 122L74 120V116H73V113L74 112L72 113V115H70V113H71L70 111L71 110L69 111ZM101 109H102V111H104V108H101ZM154 113L156 114V111ZM96 115H98V116H96ZM104 116L107 118L108 121L106 119H104ZM146 116H147V118H146V120H144V122L142 124L143 125L142 128L143 129L144 128H152L153 129L154 126L152 127V125H154V123H155L154 121L155 120L152 117H154V116L151 117L152 119L148 118V115L147 114H146ZM161 117L162 118H165L167 116L166 115L165 116L163 115ZM100 118H101V120H100ZM96 119H99V120H96ZM169 119L170 118H168L167 120H169ZM103 120L105 122H102ZM58 121H59V123H58ZM98 121H99V123H98ZM106 121L108 122V126L110 125L109 127L106 126L107 125ZM55 123L56 124H60V126L59 125H56ZM95 123H98V125L95 126L94 125ZM102 124L105 125L106 127L105 126L102 127L103 126ZM148 124L150 125V127L148 126ZM43 127H46L47 128L46 131L43 129ZM96 127H99L100 129H98ZM110 127H112L113 130L110 129ZM92 129H94V130H92ZM96 129H98V131H96ZM42 130H44V131H42ZM101 130H103V131H101ZM170 130L172 131V129H170ZM170 130H168V131L171 132ZM107 132L108 133L109 132L111 133V134L109 133L110 134V146L105 147L104 144H103L104 141L101 138H103L102 137V136H104L103 134H106ZM17 136H18V138H16ZM11 137H13V139H11ZM189 137L188 138L191 139V136H189ZM196 137H195L196 138L195 140H193V141L191 140V144H192V149L191 150L192 151H195V152L197 151L196 153L194 152L195 155H193L194 156L195 165L196 166H199L200 165V158L206 156V157H208V160L204 161L205 162L204 163V166H203V169L205 168L204 170H207L208 171L209 169H214L216 172L223 171L224 168L220 164H213V162H211L212 159H210V157L213 156L215 154V152L217 151L216 150L217 147H216V144H215L217 142H215V139L214 140L212 139L215 142L214 143L210 138H207V137H209L207 135H206V139H208L207 141H205V139H204L205 137L202 136V134H197ZM200 137H202V139L204 141L203 140H200L199 141V139H201ZM8 138H10V139L7 140ZM166 138H168L170 140V138L168 136H166ZM11 140H12V142H11ZM121 140H123V141H121ZM6 141H7V143H6ZM115 141H117V142H115ZM120 141L122 142L123 145H120ZM198 141H199V143H198ZM196 143H198V144H196ZM136 144H137L138 147H140L139 143H136ZM168 144H169L168 146H170V147L173 146L171 143H168ZM95 145H96V147H94V149H93V146H95ZM174 146H176V145H174ZM99 147H101V148L98 149ZM179 147H178L179 150H180L179 152L182 155L183 152H184V150L182 149L181 146H179ZM95 150H99V151L96 152ZM91 153H92V155H91ZM93 153H94V155H93ZM151 153H152L151 154L152 156L162 155L161 153L156 152V151H151ZM95 154H98L99 157L98 156H95ZM198 156H200V157H198ZM96 157L99 158L100 160L101 159L102 160L97 163V161L99 159H97ZM9 159H8V161H9ZM170 159L173 160V156L172 155H170ZM20 160H21V164H22V162L23 163L25 162V165L22 164L24 166L23 167L24 169H22V166H20L21 164L19 165ZM89 160H91V163L92 164H90V162H88ZM122 160L123 161H126V163L124 162L126 164V166H125V164L124 165L122 164V162H121ZM142 160L144 161L143 163L141 162ZM86 163H89V166ZM115 164H117V165H115ZM113 167H115L116 169L113 168ZM127 168H129V169L127 170ZM129 171H130V174H128ZM95 176L96 175H93L92 176V180L95 181L98 184V186L107 185V187H109L108 185H109L110 182H108V179L107 178H105V177L100 178L98 176H96V178H95ZM150 176L151 177H154L152 175H150ZM150 176H148V178H151ZM84 179H86L87 182H89V180H90V179H87V178H84ZM18 180H21V181H19L20 183L18 182ZM212 181H214V180H212ZM207 182L208 181H205L203 183L202 182H198L196 184H191V185L186 184V183H184V184L181 183L180 185L179 184H176L175 185V183H174V185L173 184H170L171 185L170 187H167V186L166 187L165 186L163 187L162 185L160 186L159 182H156L155 181L154 184H151V187L150 186L148 187V185H147V187L145 188L143 186V188H144V189L142 188L143 191H142V189H138L139 191L140 190L141 191L138 192V195H136L135 197L132 196L133 199L128 204L125 203V202H121L122 200L118 201L117 199H113L114 201L111 200V202L113 204H117V205L127 204L125 206L121 205L123 208L121 209V211H119L120 214L126 213V215L128 214V216H131V215H134V216L135 215H138L139 216L140 214L144 213V211H145V213H147L149 211V209H150V208H148V210H146L147 207L148 206L151 207L152 205H154V203L156 202L157 197L160 196V195H162V193L164 192L163 190L168 189L169 191L166 190L167 193L171 192L169 194L175 193L176 195L175 194L174 195L172 194L173 196H170V197H172L171 199L168 197L169 201L173 205L169 204L168 199H167V201H165V203L167 205L169 204V206H173L174 207V208L173 207H168V210H170V212H173V215H176V213L178 214V212L176 210H179L180 213H183L182 212L183 208H182V210H180V209H181V207H183V205H186L185 203L187 201L189 202V199L187 198V196L189 194L190 195L192 194L191 196L193 198H191V199H194L195 197H197L196 195H197V192H198V194L200 193V195H202V193H204L203 196L202 197L200 196V198H198L199 197V195H198L197 199L196 198L194 200H191L190 199V201H193L192 203H194L195 200L198 201L197 202L198 204L195 202L197 204V206L200 204L199 205L200 207L198 206V209L199 210H197L200 213L199 215H201V213L203 215H205V214L206 215H209L207 213H210V215L214 214L215 217L214 216H209V217H205L204 218V216H202L203 218L202 217H199V219H196V218L195 219L194 218H191L190 219L188 217H187L188 218L187 219L185 217L186 219H184V220L181 218V219H174V221H172L173 219H170L171 221L169 219H167V221H169V222H167V221L166 222L165 221H162L160 223H158V222H156V223L155 222H152V224H148V225H144V226L142 224H139V225H136L135 224L134 226H129V227H125V228L124 227L123 228L121 227L122 229L119 228L118 230L120 231V229H121L124 232H126V230H127V232H128L130 230L131 231L134 230L135 226H136L135 232H136V230L137 231H140V230H142V228L144 229L146 227L150 228L151 230L152 229L155 230L157 228L159 230L160 228L163 229V228H166V227H168L169 229H172V228L175 229V227L178 228V229H181V228L184 229V228L189 227V225H191V227H192V224L194 226V223L195 222H196L195 224H200L201 223L200 226L202 224L204 226L202 225V227H200V229L198 227L197 228L198 230L203 231V229L206 227L204 229V231H207V229L210 230V228L212 227L213 229H211L210 232L213 233V231H215L214 232L215 233V237L214 238H216V237L217 238H220L221 237L222 240H224V241H221V238L219 239L220 242L218 241V243L220 244V248H219V245L217 244L218 245V248H219V252H216L215 251V253L212 255L213 256V262H215L216 264H224L225 262H226L225 264H232L231 259L229 257V252L227 251L228 250L227 249L228 248V245H227L228 244L227 243L228 242V238H226V237L229 234L228 233L229 232V225L227 224L228 223L227 220H226V222H225V220H223L225 216L221 215V217H220V215L219 216L217 215L218 216V219H217V216H216L217 213H215V211H216L215 204L212 201L208 200L209 198L207 199L206 196H204L205 194L208 193V191L205 190V189H202V185L204 183L207 184ZM25 183H26V185H25ZM206 184H204L203 186H205ZM187 185H189V186H187ZM16 187H18V188H16ZM118 187L120 189L122 188L120 185ZM155 187L158 188V189H156ZM19 188H21V189L23 188V189H25V191L23 189H22L23 190L22 191ZM201 189L203 190L202 192H201ZM26 190L29 193V195H28V193H26ZM15 191L17 192V194H16ZM161 191H162V193H161ZM185 191H188V192H185ZM18 193L20 195H18ZM193 193H195V197L193 196L194 195ZM135 194H137V192ZM179 195H180L181 198H179ZM183 195H184V198H182ZM9 196H8V198H10ZM21 196L23 198H21ZM141 196H143V198ZM185 196H186V198H185ZM25 198L27 200H24ZM28 199H31V201L29 202ZM135 199H139V200L136 201ZM178 199L181 200V201H179ZM186 199H188V200L186 201ZM145 200H146V204H145ZM147 200H148V202H147ZM171 200L174 201V202L172 203ZM68 201L69 202L66 205H69V204L70 205H75L77 200L75 198H71V200L69 199ZM31 202H32V204H31ZM175 202H177V203H175ZM239 204L242 205L241 202ZM132 205H134V206H132ZM197 206L194 205L193 206V209L196 210V207ZM207 206H209V207H207ZM24 207H26L27 209L28 208L31 209V210L28 209V211H31V212H29L30 215L27 216L28 211L27 212H24L26 210V208H24ZM103 207H105V206H103ZM179 207H180V209H179ZM211 207L213 209H215V210L212 211V208ZM239 207L242 210V208L244 206L242 205V207L241 206H239ZM143 208H145V209H143ZM201 208H203V209H201ZM244 208H243V210H244ZM8 209H10V207ZM32 210H34V211H32ZM174 211L176 213H174ZM167 212H168L167 215H169V214L172 215L171 213H169V211H167ZM198 212H196V213H198ZM5 214H7L8 216L5 215ZM39 215H41V216H39ZM32 216H33V218L34 217L35 218L33 219ZM18 219H19V221L17 222ZM10 220H11V223H10ZM213 222L216 224V226L218 228L214 226L215 224H213ZM16 224H18V225H16ZM205 224H206V226H205ZM209 224H211V225L210 226H207ZM208 227H210V228H208ZM148 228H146V230ZM215 228H216V230H215ZM235 228H236V232L234 231V233L236 235L233 238H235L236 241H235V239H233L234 242H235L234 244H236V242L239 243L238 237L240 239H242V240L243 239L249 240V239H252V237L255 238L254 234L257 231V223L255 222V220L253 218H249V219H245L244 220L243 225H237ZM174 229H172L170 231H174ZM178 229H176V230L178 231ZM221 229H222V231H221ZM43 230L44 229H39V230L36 229V230H33V231H16V230L11 231L10 230V231H8V234L3 235V236H0V239L2 238V240H4V241L5 240H8L6 243H4L3 245L0 246V255L1 256H4V259H3V261H0V264H6V263L7 264H17V263L18 264H24V262L26 263V261H27V263L29 261H33L34 256L36 257V254H33V255L30 254L31 253V249H33V248L29 247L28 248V252L29 253L26 252L25 254H23L21 260L18 259V258H16V255L13 252H11V251L9 253V250H8V249H11L12 246H14L15 244L21 245L23 242H29L30 243L32 240H35L37 238H45V237L51 238V236L54 237V236H57V235H59L58 237H60V235H67V234H68V236H70L71 234H72V236L74 234L77 235L78 233L79 234L80 233L86 234L85 232H87V231H88L87 234L88 233H90V235L93 234V236L91 235L92 237L90 236V238H88V240H90L95 235H100L99 234L100 232H102V233H103V231H104V233L106 231L107 232H110L112 229L111 228H108V227H105V228H98V229H91V230L90 229H87V231L86 230H79V229H75L73 231H71V230H69V231H59V230H57L58 232H56V230H52V229L51 230H45V231H43ZM164 230L165 229H163V231ZM166 230H167V228H166ZM131 231H130V233H131ZM243 232L245 234H241L240 235V233H243ZM95 233H98V234H95ZM102 233H101V235H102ZM237 233H239V234H237ZM216 235H218V236H216ZM24 236L27 239H25ZM100 236H95V237L100 238ZM9 240H11V241H9ZM81 240L82 241L83 240L85 241L86 239H84V238L82 239L81 238ZM81 240H79V241H81ZM69 243H71V242H69ZM251 243L254 244L255 242H253L251 240L249 241L248 244L246 242V244H244V249L243 248L240 249L241 251L239 249L238 250L235 249V250L239 251V253L237 251H236V253H234L235 256H237L236 259L234 258L235 259L234 260V264L235 263L236 264H239L240 263V261L237 260L238 257L239 258L242 257L241 258V262L243 263V260H244L243 256L246 255L245 256L246 258L252 256L251 253H247L245 251L246 247L248 248V251L251 250V248L248 247V245L251 244ZM200 248H201V250H200ZM200 248H198L197 255L199 254L198 256L202 257V255L204 254V252L206 250H203L202 247H200ZM6 250H7V254H5V252H4ZM222 251H224V252H222ZM1 253H3V254H1ZM102 253H103V257H101L102 254H100V256L99 255L95 256V258L94 257L93 258H91V257L89 258V256H86L87 260L85 262H82L81 264H84V263L85 264H115L114 263L115 262V259H114L115 251L113 249L110 252L111 254L109 253L110 256L108 257V259H106V257L104 258V256H105L104 251ZM240 255H241V257H240ZM247 255H248V257H247ZM203 256H207L206 258L209 261L208 254L205 253ZM212 256H211V259H212ZM30 258H32V259L30 260ZM14 259L15 260L17 259L16 261H18V262H16ZM214 260H216V261H214ZM248 260H250V259H248ZM248 260H246V262L249 264V261ZM95 261H97V262H95ZM209 262H208V264H212L211 261H209ZM144 263L145 262H143V263L141 262V264H144ZM247 263H244V264H247ZM73 264H78V263L73 262Z\"/></svg>",
  "mask_w": 264,
  "mask_h": 264
}]
</instances>
